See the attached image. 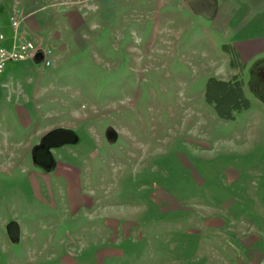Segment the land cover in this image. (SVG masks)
<instances>
[{
    "label": "rangeland",
    "instance_id": "374dc122",
    "mask_svg": "<svg viewBox=\"0 0 264 264\" xmlns=\"http://www.w3.org/2000/svg\"><path fill=\"white\" fill-rule=\"evenodd\" d=\"M191 1L0 0L51 61L0 76V264H264V94L205 101Z\"/></svg>",
    "mask_w": 264,
    "mask_h": 264
},
{
    "label": "crops",
    "instance_id": "0c3cea01",
    "mask_svg": "<svg viewBox=\"0 0 264 264\" xmlns=\"http://www.w3.org/2000/svg\"><path fill=\"white\" fill-rule=\"evenodd\" d=\"M191 2H194V5L186 6L184 10L199 14L201 17V28L206 31L211 41L208 49L212 46L220 47L219 51L224 52L230 64V55L222 49V45L224 43L233 45L240 53L241 61L246 65L242 73L245 89L248 87L249 90L255 88L258 90L259 88V92L264 94V0H194ZM29 61L31 60H27L26 63L28 64ZM16 62L8 63L0 76H5V79L13 77L11 70L17 67V65L14 66ZM236 73L238 71L233 74ZM216 77L221 78L218 75Z\"/></svg>",
    "mask_w": 264,
    "mask_h": 264
},
{
    "label": "trees",
    "instance_id": "16d2710c",
    "mask_svg": "<svg viewBox=\"0 0 264 264\" xmlns=\"http://www.w3.org/2000/svg\"><path fill=\"white\" fill-rule=\"evenodd\" d=\"M222 49L229 53L231 66L239 69V72L227 79L216 76L208 77L204 98L214 107L220 118L235 119L237 113L251 106L242 75L245 63L241 61L238 50L230 43H224Z\"/></svg>",
    "mask_w": 264,
    "mask_h": 264
},
{
    "label": "built area",
    "instance_id": "2783aa9c",
    "mask_svg": "<svg viewBox=\"0 0 264 264\" xmlns=\"http://www.w3.org/2000/svg\"><path fill=\"white\" fill-rule=\"evenodd\" d=\"M20 20L12 18L9 24L10 32L0 22V74L8 63L16 61L35 60L38 53L43 54L41 62L48 66L51 61L45 50L38 48L37 43L20 32Z\"/></svg>",
    "mask_w": 264,
    "mask_h": 264
},
{
    "label": "water",
    "instance_id": "95a60500",
    "mask_svg": "<svg viewBox=\"0 0 264 264\" xmlns=\"http://www.w3.org/2000/svg\"><path fill=\"white\" fill-rule=\"evenodd\" d=\"M43 58V54L42 53H38V55L36 56V60L37 61H41ZM7 230H8V234L11 237V239H17L20 233V229H19V224L16 221H11L7 224Z\"/></svg>",
    "mask_w": 264,
    "mask_h": 264
}]
</instances>
